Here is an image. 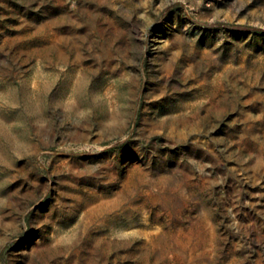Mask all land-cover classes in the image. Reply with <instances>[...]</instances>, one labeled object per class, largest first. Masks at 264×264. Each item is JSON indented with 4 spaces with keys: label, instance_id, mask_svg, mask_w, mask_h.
Here are the masks:
<instances>
[{
    "label": "rangeland",
    "instance_id": "rangeland-1",
    "mask_svg": "<svg viewBox=\"0 0 264 264\" xmlns=\"http://www.w3.org/2000/svg\"><path fill=\"white\" fill-rule=\"evenodd\" d=\"M0 264H264V0H0Z\"/></svg>",
    "mask_w": 264,
    "mask_h": 264
}]
</instances>
